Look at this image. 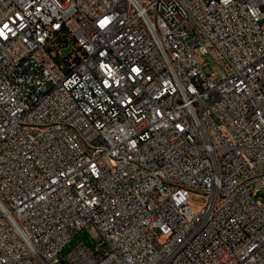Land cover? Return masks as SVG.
Instances as JSON below:
<instances>
[{"label": "built area", "instance_id": "1", "mask_svg": "<svg viewBox=\"0 0 264 264\" xmlns=\"http://www.w3.org/2000/svg\"><path fill=\"white\" fill-rule=\"evenodd\" d=\"M263 21L264 0H0V264H264Z\"/></svg>", "mask_w": 264, "mask_h": 264}, {"label": "rangeland", "instance_id": "2", "mask_svg": "<svg viewBox=\"0 0 264 264\" xmlns=\"http://www.w3.org/2000/svg\"><path fill=\"white\" fill-rule=\"evenodd\" d=\"M263 24H264V21H263ZM255 198L264 201V188L260 189V191L256 193ZM192 199H193L192 206L195 209L200 210L203 207L202 203L205 201L204 198L200 195H193ZM80 240L85 241L87 244H89L92 247L95 246V244L97 243V240L94 237L90 226L87 228H84L80 230L72 238L71 242H69L68 244L64 246V249L61 252V258H64L66 253L71 249V247H73ZM60 264H70V263L60 261Z\"/></svg>", "mask_w": 264, "mask_h": 264}]
</instances>
